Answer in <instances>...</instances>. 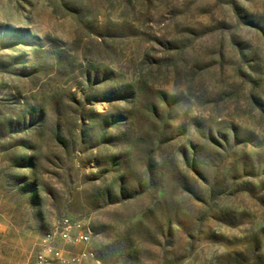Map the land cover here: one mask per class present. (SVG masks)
<instances>
[{
	"label": "rangeland",
	"instance_id": "374dc122",
	"mask_svg": "<svg viewBox=\"0 0 264 264\" xmlns=\"http://www.w3.org/2000/svg\"><path fill=\"white\" fill-rule=\"evenodd\" d=\"M63 217L85 264H264V0H0V264Z\"/></svg>",
	"mask_w": 264,
	"mask_h": 264
},
{
	"label": "built area",
	"instance_id": "2783aa9c",
	"mask_svg": "<svg viewBox=\"0 0 264 264\" xmlns=\"http://www.w3.org/2000/svg\"><path fill=\"white\" fill-rule=\"evenodd\" d=\"M91 235L88 226L70 217H63L56 231L44 235L33 264H85L94 256L89 248ZM72 248L77 250L72 251Z\"/></svg>",
	"mask_w": 264,
	"mask_h": 264
}]
</instances>
